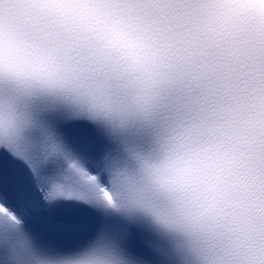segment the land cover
Wrapping results in <instances>:
<instances>
[{
	"label": "snow or ice",
	"instance_id": "6c2138e0",
	"mask_svg": "<svg viewBox=\"0 0 264 264\" xmlns=\"http://www.w3.org/2000/svg\"><path fill=\"white\" fill-rule=\"evenodd\" d=\"M203 132L233 145L232 207L264 264V0H0V264L98 237L120 264H178L147 216L115 209L110 177L160 198L203 186Z\"/></svg>",
	"mask_w": 264,
	"mask_h": 264
},
{
	"label": "clouds",
	"instance_id": "9594fccd",
	"mask_svg": "<svg viewBox=\"0 0 264 264\" xmlns=\"http://www.w3.org/2000/svg\"><path fill=\"white\" fill-rule=\"evenodd\" d=\"M71 83L84 88H98L95 82L79 78V73L69 69ZM223 99V98H222ZM221 119L217 115L213 121ZM233 145L220 134L201 133L188 145L197 154L196 167L207 181L193 184L189 189L176 187L167 197L149 196L140 178L117 172L110 177L114 207L127 214L141 213L164 234L170 237L178 264H248L250 228L232 201L240 202L239 191L229 189L233 165L229 153ZM175 152L158 154L157 162L164 165ZM210 201L207 208L201 203ZM43 264H120L112 254L110 243L98 237L84 248L64 254Z\"/></svg>",
	"mask_w": 264,
	"mask_h": 264
}]
</instances>
